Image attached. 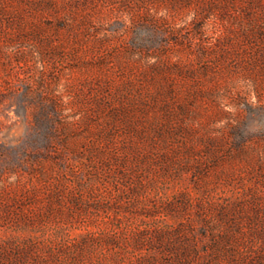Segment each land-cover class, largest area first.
Segmentation results:
<instances>
[{
  "label": "rangeland",
  "instance_id": "1",
  "mask_svg": "<svg viewBox=\"0 0 264 264\" xmlns=\"http://www.w3.org/2000/svg\"><path fill=\"white\" fill-rule=\"evenodd\" d=\"M0 264H264V0H0Z\"/></svg>",
  "mask_w": 264,
  "mask_h": 264
}]
</instances>
